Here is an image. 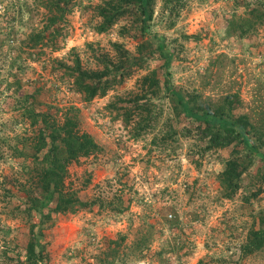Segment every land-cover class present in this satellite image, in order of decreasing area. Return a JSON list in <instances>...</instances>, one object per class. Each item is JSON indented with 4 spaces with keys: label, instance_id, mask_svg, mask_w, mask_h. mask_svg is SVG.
Listing matches in <instances>:
<instances>
[{
    "label": "rangeland",
    "instance_id": "obj_1",
    "mask_svg": "<svg viewBox=\"0 0 264 264\" xmlns=\"http://www.w3.org/2000/svg\"><path fill=\"white\" fill-rule=\"evenodd\" d=\"M28 100L99 146L67 165L63 209L40 192L17 212L16 162H44L24 143ZM0 248L31 264H264V0H0Z\"/></svg>",
    "mask_w": 264,
    "mask_h": 264
},
{
    "label": "trees",
    "instance_id": "obj_2",
    "mask_svg": "<svg viewBox=\"0 0 264 264\" xmlns=\"http://www.w3.org/2000/svg\"><path fill=\"white\" fill-rule=\"evenodd\" d=\"M141 13H144L142 9ZM144 25L145 22L142 16L141 27H144ZM106 81V79H99L93 81V84L88 83L86 85L87 96H93L96 92L103 94L107 88ZM33 82L32 79L27 78L28 85L33 84ZM27 103L24 105L25 117L29 118L32 123H37V125L33 128V134L25 137L24 143L31 149H39L40 147L43 153L41 158L44 162H16L23 174L21 180H16L23 198L22 206L18 207L17 212L25 210L28 213L29 209L36 207V194L40 192L51 199L48 209L52 211L63 209L67 202L74 199L73 191L64 190L63 187L67 165L71 161H80L81 157L83 159L95 157L99 146L87 132L78 128L72 118L64 117L63 120L62 116V120L59 121L54 117H50L49 112L31 106L33 103L30 100ZM45 136L48 138L44 139ZM53 141H57V143L54 144ZM46 143H49V146H46ZM11 151L16 157H19L16 150L11 149ZM32 156L36 157V154H32ZM225 163L228 164L226 167L227 172H232L237 165V162L233 160ZM30 243L28 242L24 246L28 258L33 253ZM31 262L0 248V264H31Z\"/></svg>",
    "mask_w": 264,
    "mask_h": 264
}]
</instances>
